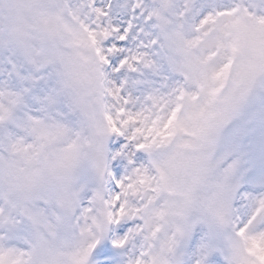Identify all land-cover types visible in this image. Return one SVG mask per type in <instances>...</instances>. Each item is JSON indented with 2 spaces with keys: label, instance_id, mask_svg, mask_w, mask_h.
<instances>
[{
  "label": "snow or ice",
  "instance_id": "6c2138e0",
  "mask_svg": "<svg viewBox=\"0 0 264 264\" xmlns=\"http://www.w3.org/2000/svg\"><path fill=\"white\" fill-rule=\"evenodd\" d=\"M0 264H264V0H0Z\"/></svg>",
  "mask_w": 264,
  "mask_h": 264
}]
</instances>
